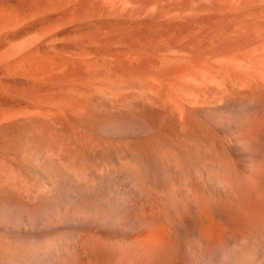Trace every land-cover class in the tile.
Returning <instances> with one entry per match:
<instances>
[{
    "label": "bare ground",
    "instance_id": "1",
    "mask_svg": "<svg viewBox=\"0 0 264 264\" xmlns=\"http://www.w3.org/2000/svg\"><path fill=\"white\" fill-rule=\"evenodd\" d=\"M212 1L194 9L229 17L209 44L233 45L204 55L209 77H183L191 93L146 92L154 110L121 112L106 129L88 121L97 99L87 95L72 126L56 128L53 211L65 234L53 264H264V0ZM133 82L104 97H135ZM231 93L251 94L262 107L196 108Z\"/></svg>",
    "mask_w": 264,
    "mask_h": 264
},
{
    "label": "rangeland",
    "instance_id": "2",
    "mask_svg": "<svg viewBox=\"0 0 264 264\" xmlns=\"http://www.w3.org/2000/svg\"><path fill=\"white\" fill-rule=\"evenodd\" d=\"M209 1L0 0V264H41L43 255L45 264H53L65 229L57 228L53 211L49 147L56 128L72 126L79 99L94 94L88 121L106 129L119 124L121 112L154 110L146 92L186 93L193 81L210 76L204 59L221 45H210L212 33L227 26L229 15L194 9ZM229 42L221 48L231 47ZM183 77L192 85L184 86ZM128 80L134 81L128 92L135 97H104ZM200 104L196 108L208 113L262 107L248 93Z\"/></svg>",
    "mask_w": 264,
    "mask_h": 264
}]
</instances>
